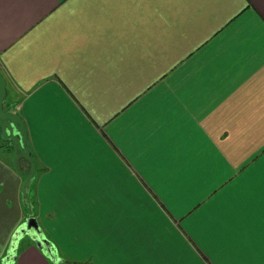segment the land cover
<instances>
[{
	"label": "crops",
	"instance_id": "1",
	"mask_svg": "<svg viewBox=\"0 0 264 264\" xmlns=\"http://www.w3.org/2000/svg\"><path fill=\"white\" fill-rule=\"evenodd\" d=\"M0 72L59 264H264V0H0ZM13 154L0 260L28 216Z\"/></svg>",
	"mask_w": 264,
	"mask_h": 264
},
{
	"label": "water",
	"instance_id": "2",
	"mask_svg": "<svg viewBox=\"0 0 264 264\" xmlns=\"http://www.w3.org/2000/svg\"><path fill=\"white\" fill-rule=\"evenodd\" d=\"M6 79L0 72V136L2 140L10 142L14 149L13 165L18 173L25 175L21 187V194L28 209V216L15 230L7 257V264H15L20 240L29 236L36 245L45 250L54 264H59L53 243L45 236L38 218L35 216L30 189L36 177V165L32 155V148L28 138L27 127L23 118L11 111L12 106L6 105ZM29 163L27 169L22 168V161Z\"/></svg>",
	"mask_w": 264,
	"mask_h": 264
},
{
	"label": "rangeland",
	"instance_id": "3",
	"mask_svg": "<svg viewBox=\"0 0 264 264\" xmlns=\"http://www.w3.org/2000/svg\"><path fill=\"white\" fill-rule=\"evenodd\" d=\"M12 162H13V160H12ZM15 170H16V169H15ZM16 171H17V170H16ZM19 174H20V173H19ZM53 236L56 237V233H54ZM25 237H29V236H25ZM25 237H23V238L20 240L18 249H19L20 246L22 245V243H23L22 241H23V239H24ZM9 246H10V245H9ZM8 252H9V247L7 248V251H6L5 256H3L2 259L0 260V264H7L5 258L7 257Z\"/></svg>",
	"mask_w": 264,
	"mask_h": 264
},
{
	"label": "trees",
	"instance_id": "4",
	"mask_svg": "<svg viewBox=\"0 0 264 264\" xmlns=\"http://www.w3.org/2000/svg\"><path fill=\"white\" fill-rule=\"evenodd\" d=\"M10 142H7V141H4V140H1V144L0 146H7L9 145Z\"/></svg>",
	"mask_w": 264,
	"mask_h": 264
}]
</instances>
